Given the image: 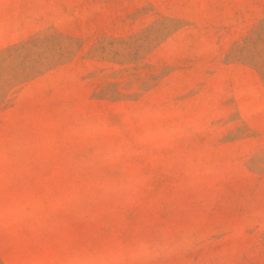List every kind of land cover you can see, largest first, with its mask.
I'll return each mask as SVG.
<instances>
[{"label": "rangeland", "instance_id": "obj_1", "mask_svg": "<svg viewBox=\"0 0 264 264\" xmlns=\"http://www.w3.org/2000/svg\"><path fill=\"white\" fill-rule=\"evenodd\" d=\"M0 264H264V0H0Z\"/></svg>", "mask_w": 264, "mask_h": 264}]
</instances>
